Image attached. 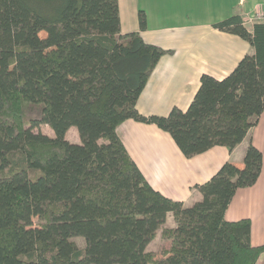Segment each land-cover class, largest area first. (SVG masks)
Returning <instances> with one entry per match:
<instances>
[{
  "label": "trees",
  "instance_id": "16d2710c",
  "mask_svg": "<svg viewBox=\"0 0 264 264\" xmlns=\"http://www.w3.org/2000/svg\"><path fill=\"white\" fill-rule=\"evenodd\" d=\"M214 27L254 54L222 80L204 74L186 111L145 116L139 97L172 51L123 34L119 0H0V264H258L251 220L226 219L261 174L253 143L243 167L224 163L187 206L149 183L117 133L127 120L154 124L188 159L249 136L264 112V23L233 15ZM169 214L157 257L149 246Z\"/></svg>",
  "mask_w": 264,
  "mask_h": 264
},
{
  "label": "crops",
  "instance_id": "0c3cea01",
  "mask_svg": "<svg viewBox=\"0 0 264 264\" xmlns=\"http://www.w3.org/2000/svg\"><path fill=\"white\" fill-rule=\"evenodd\" d=\"M119 10L123 34L140 32L145 42L172 51L160 59L137 102L142 115L168 116L173 108H189L204 74L222 80L245 55L254 54L249 42L214 25L233 15L244 18L264 10V0H119ZM142 11L145 30L139 23ZM117 133L149 183L187 206L202 199L195 186L209 181L224 163L243 167L245 152L253 143L263 155L261 174L254 186L236 192L226 219H250L252 245H264V112L233 152L215 146L191 159L154 124L127 120ZM262 261L264 255L258 264Z\"/></svg>",
  "mask_w": 264,
  "mask_h": 264
},
{
  "label": "rangeland",
  "instance_id": "374dc122",
  "mask_svg": "<svg viewBox=\"0 0 264 264\" xmlns=\"http://www.w3.org/2000/svg\"><path fill=\"white\" fill-rule=\"evenodd\" d=\"M73 129L74 130H72V132H70V134L67 137L68 140L70 142H76V141L80 142L79 135L77 133L76 128H73ZM41 130L44 134L49 135V136H53V131L49 128V126L43 125L41 127ZM37 221H38L37 219L34 220L35 225L38 224ZM173 227H175L174 217H173V214H169L168 220H167L165 226L162 227V229H160L158 231V234H157L155 240L149 246V251L156 253L157 257L161 256V250L166 246V244L164 243V241L162 240V237H161L163 229L164 228H173ZM73 240L76 242L78 247L81 249H83L86 246L85 240L82 237H75ZM261 264H264V261H262Z\"/></svg>",
  "mask_w": 264,
  "mask_h": 264
},
{
  "label": "built area",
  "instance_id": "2783aa9c",
  "mask_svg": "<svg viewBox=\"0 0 264 264\" xmlns=\"http://www.w3.org/2000/svg\"><path fill=\"white\" fill-rule=\"evenodd\" d=\"M244 21L246 24H249V25L255 22L264 23V10L257 11L252 15H247L246 17H244Z\"/></svg>",
  "mask_w": 264,
  "mask_h": 264
}]
</instances>
